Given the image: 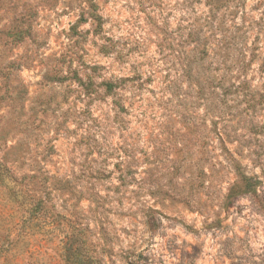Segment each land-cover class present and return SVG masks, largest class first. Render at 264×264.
Returning <instances> with one entry per match:
<instances>
[{"label": "rangeland", "instance_id": "1", "mask_svg": "<svg viewBox=\"0 0 264 264\" xmlns=\"http://www.w3.org/2000/svg\"><path fill=\"white\" fill-rule=\"evenodd\" d=\"M0 264H264V0H0Z\"/></svg>", "mask_w": 264, "mask_h": 264}, {"label": "trees", "instance_id": "2", "mask_svg": "<svg viewBox=\"0 0 264 264\" xmlns=\"http://www.w3.org/2000/svg\"><path fill=\"white\" fill-rule=\"evenodd\" d=\"M0 169H1L2 171H4L5 173H6V172L8 173V169H7L4 165H2V164H0Z\"/></svg>", "mask_w": 264, "mask_h": 264}]
</instances>
